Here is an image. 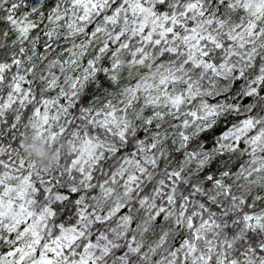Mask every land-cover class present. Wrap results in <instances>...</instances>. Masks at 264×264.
<instances>
[{
  "label": "snow or ice",
  "instance_id": "obj_1",
  "mask_svg": "<svg viewBox=\"0 0 264 264\" xmlns=\"http://www.w3.org/2000/svg\"><path fill=\"white\" fill-rule=\"evenodd\" d=\"M0 264H264V0H0Z\"/></svg>",
  "mask_w": 264,
  "mask_h": 264
},
{
  "label": "clouds",
  "instance_id": "obj_2",
  "mask_svg": "<svg viewBox=\"0 0 264 264\" xmlns=\"http://www.w3.org/2000/svg\"><path fill=\"white\" fill-rule=\"evenodd\" d=\"M25 146L24 154L35 160L36 164L41 167L45 166H55L56 153L54 148H49V146L44 143L40 138L35 137L31 132L27 133L25 136ZM58 145L62 148L66 147L64 140H58Z\"/></svg>",
  "mask_w": 264,
  "mask_h": 264
}]
</instances>
